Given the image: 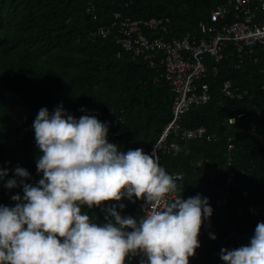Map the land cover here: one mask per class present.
<instances>
[{
    "label": "trees",
    "instance_id": "1",
    "mask_svg": "<svg viewBox=\"0 0 264 264\" xmlns=\"http://www.w3.org/2000/svg\"><path fill=\"white\" fill-rule=\"evenodd\" d=\"M226 1L0 0V169L7 170L0 180V199L5 206L16 204L8 202L7 194L15 187L5 185L15 179L17 167L26 169L37 181L42 178L36 166L42 153L33 128L41 108L51 115L62 105L76 119L95 116L108 130L123 117L127 132L117 146L125 153L139 148L148 154L172 119L174 94L161 76L163 66L151 67L123 51L115 34L93 39L90 32L110 25L113 14L120 12L133 18L169 17L171 36L191 33L201 37L199 23L209 20L211 12ZM90 6L93 12L88 11ZM232 49L229 45L218 63L205 57L209 73L203 82L210 85L211 100L182 118L183 126L204 125L215 137L211 141L179 139V152L173 148L161 153L162 168L173 177L182 174L174 178L179 195L187 199L199 194L208 198L213 209L210 221L205 220L202 226L206 230L199 235L200 247L190 258L199 264H224L221 249H236L230 233L252 237L256 225L264 222V55L240 62ZM215 65L216 74L212 71ZM157 76L159 81H155ZM227 79L248 91L244 99L222 95L220 84ZM7 94L19 96L29 107L22 121L11 114ZM231 118L236 122L230 124ZM231 142L234 146L229 150ZM227 159H231L235 180L228 186L230 196L222 202L229 177ZM133 200L135 203L112 201L91 209L85 205L81 210L99 224L108 216L102 208L112 205L121 216L139 220L143 201ZM119 204L125 207L120 209ZM251 207L262 218L256 217ZM209 231L215 239L206 233ZM227 236L231 240L225 242Z\"/></svg>",
    "mask_w": 264,
    "mask_h": 264
},
{
    "label": "clouds",
    "instance_id": "2",
    "mask_svg": "<svg viewBox=\"0 0 264 264\" xmlns=\"http://www.w3.org/2000/svg\"><path fill=\"white\" fill-rule=\"evenodd\" d=\"M33 128L42 178L33 186L25 182L30 173L17 167L20 179L6 182L9 189L22 186L24 194L12 197L14 207L0 205V264H126L138 255L140 264H189L213 209L199 194L187 199L177 194L155 149L151 155L139 148L122 152L108 142L106 123L89 115L76 119L62 105L51 115L41 108ZM6 176L0 169V180ZM125 197L144 201L150 211L137 220L112 205L102 208L108 214L103 224L82 213L85 205L91 209ZM220 259L264 264V222L247 245L222 248Z\"/></svg>",
    "mask_w": 264,
    "mask_h": 264
},
{
    "label": "built area",
    "instance_id": "3",
    "mask_svg": "<svg viewBox=\"0 0 264 264\" xmlns=\"http://www.w3.org/2000/svg\"><path fill=\"white\" fill-rule=\"evenodd\" d=\"M88 11L93 12L94 7L90 6ZM199 28L201 37L191 33L185 34L183 37H174L170 35L171 19L169 17L133 18L115 12L110 25L99 26L90 32L93 39L107 38L115 34L123 51L131 53L135 58H142L151 67L163 66L161 76L170 84L174 94L172 119L165 125L158 140L148 153L151 155L155 149L161 167V153L169 152L175 148L179 139L205 138L211 141L215 137L214 134L208 132L206 126L195 128L183 126L182 118L186 113L211 100L210 85L203 82L209 73L205 61L206 56H210L218 63L224 59L229 45L232 46V50L240 62H243L247 57H256L258 60L261 57L260 52L264 55V0H227L211 12L209 20H202L199 23ZM212 71L216 74L218 67L213 66ZM159 80L160 78H155V81ZM220 90L227 99L241 100L248 93L247 90H241V87L236 86L229 79L220 84ZM229 122L233 124L236 119L231 118ZM126 132L125 120L123 117H119L108 130L107 140L117 145L120 137L124 136ZM233 146L232 142L229 143L228 149H232ZM226 168L229 171V177L225 198L221 200L222 202L230 196L228 186L235 180L234 172L231 170V159H227ZM181 177L182 174L174 176V178ZM15 179L19 180L20 178L15 176ZM25 182L33 186L38 184L32 174ZM7 194L9 195L8 202H16L12 200V197L17 194L23 197V188L22 186L15 187ZM177 194L179 195V193ZM243 195L247 196L248 191H243ZM127 200L125 197L119 202ZM0 205L5 206L1 199ZM252 207L256 217L262 218V214ZM141 210L143 216L150 211L144 201L141 204ZM205 230V228H201L200 236L205 234ZM206 233L212 235L210 231ZM230 234L235 248L248 244L251 239V235L248 233L232 232ZM230 236L225 237L224 241H230ZM227 249L229 248L227 247ZM141 259L142 257L139 255L130 256L127 262H140ZM189 264H199V262L190 259Z\"/></svg>",
    "mask_w": 264,
    "mask_h": 264
},
{
    "label": "rangeland",
    "instance_id": "4",
    "mask_svg": "<svg viewBox=\"0 0 264 264\" xmlns=\"http://www.w3.org/2000/svg\"><path fill=\"white\" fill-rule=\"evenodd\" d=\"M9 99V109L11 114L22 121L24 116L27 114L29 107L24 104L22 99L15 94H7Z\"/></svg>",
    "mask_w": 264,
    "mask_h": 264
},
{
    "label": "crops",
    "instance_id": "5",
    "mask_svg": "<svg viewBox=\"0 0 264 264\" xmlns=\"http://www.w3.org/2000/svg\"><path fill=\"white\" fill-rule=\"evenodd\" d=\"M263 55V53L262 52H260V56H262Z\"/></svg>",
    "mask_w": 264,
    "mask_h": 264
},
{
    "label": "bare ground",
    "instance_id": "6",
    "mask_svg": "<svg viewBox=\"0 0 264 264\" xmlns=\"http://www.w3.org/2000/svg\"><path fill=\"white\" fill-rule=\"evenodd\" d=\"M215 8V7H214ZM207 18V17H206ZM202 19H204V18H202ZM158 77V76H157ZM204 126V125H203ZM210 132V131H209ZM212 133V132H211ZM6 201V200H5Z\"/></svg>",
    "mask_w": 264,
    "mask_h": 264
}]
</instances>
